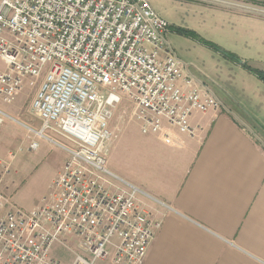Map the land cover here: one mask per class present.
<instances>
[{"label":"built area","instance_id":"1","mask_svg":"<svg viewBox=\"0 0 264 264\" xmlns=\"http://www.w3.org/2000/svg\"><path fill=\"white\" fill-rule=\"evenodd\" d=\"M170 28L149 0H1L0 96L12 102L27 81L36 87L31 108L41 127H25L50 141L48 131L64 138L67 144L53 142L68 159L29 210L2 188L10 163L0 159V264H64L49 253L56 241L73 253L67 264H143L163 217L140 201L145 192L107 167L116 107L130 99L144 134L168 125L195 135L192 117L223 106L184 68ZM7 121L21 123L0 107V129ZM38 147L32 140L28 149Z\"/></svg>","mask_w":264,"mask_h":264},{"label":"crops","instance_id":"2","mask_svg":"<svg viewBox=\"0 0 264 264\" xmlns=\"http://www.w3.org/2000/svg\"><path fill=\"white\" fill-rule=\"evenodd\" d=\"M149 1L165 18L159 0ZM230 1L207 7L223 49L239 57L236 76L221 81L227 95L209 85L223 106L192 117L195 135L165 125L134 147L139 183H129L163 217L143 264H264V81L245 66L264 68V16L242 7L264 0Z\"/></svg>","mask_w":264,"mask_h":264},{"label":"rangeland","instance_id":"3","mask_svg":"<svg viewBox=\"0 0 264 264\" xmlns=\"http://www.w3.org/2000/svg\"><path fill=\"white\" fill-rule=\"evenodd\" d=\"M159 2L164 7L165 18L171 24L167 35L168 41L184 68H187L196 79L200 78L214 87L217 92H221L223 96L227 95L221 81L230 83L228 79L236 76L233 64L236 60L220 51L223 47L220 44L221 37L217 28L218 17L211 15L210 8H207L220 5L202 0H159ZM253 5L251 7L264 10L262 4ZM187 30L195 36L185 33ZM208 42L217 45L220 50L210 46ZM5 67L6 64L0 57V69L3 70ZM35 92L36 87H31L27 81L26 87L17 94L14 101L7 102L0 96V107L23 124L7 121L0 129V159L10 163V173L5 177L2 188L11 201L24 210H29L40 203L60 166L68 159L66 151L53 142L67 144L64 138L48 131L46 136L53 140L50 141L35 135L25 127L26 125L35 129L41 127L40 119L31 108ZM233 106L239 110L235 103ZM134 108V103L125 98L115 109L110 126L116 136L109 142L111 144L108 146L107 167L128 182L139 183L140 162L139 157L133 153L135 145L140 143L144 133L140 132L141 129L138 128L140 125L132 115ZM127 126H130L129 133L118 140L116 137ZM32 140L39 143V147L35 150L28 149ZM10 154L15 155L11 160ZM62 238L76 249L74 243L76 239L69 235H64ZM49 253L64 264L70 263L74 257L72 251L59 241L53 244ZM97 264H112V262L99 260Z\"/></svg>","mask_w":264,"mask_h":264},{"label":"trees","instance_id":"4","mask_svg":"<svg viewBox=\"0 0 264 264\" xmlns=\"http://www.w3.org/2000/svg\"><path fill=\"white\" fill-rule=\"evenodd\" d=\"M185 33H187L191 36H195L194 33H192L189 30L185 31ZM208 43L210 46L214 47L215 49L220 50V48L217 45L210 43V42H208ZM220 51L223 52L224 54H226L227 56H229L230 58H233L234 60H239V57L232 52L226 51L225 49L224 50L221 49ZM245 66L249 70H251L254 74H256L261 80L264 81V68L253 66L251 63H246Z\"/></svg>","mask_w":264,"mask_h":264}]
</instances>
